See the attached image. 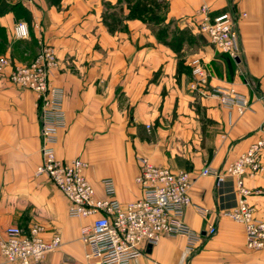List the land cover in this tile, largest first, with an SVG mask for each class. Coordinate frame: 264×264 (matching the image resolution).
Instances as JSON below:
<instances>
[{
  "label": "crops",
  "instance_id": "crops-1",
  "mask_svg": "<svg viewBox=\"0 0 264 264\" xmlns=\"http://www.w3.org/2000/svg\"><path fill=\"white\" fill-rule=\"evenodd\" d=\"M157 1L167 6V20L193 39L181 57L160 44L147 24L128 18V0H11L29 15L20 20L29 36L18 52L30 55L44 41L57 57L50 81L62 90L66 128L57 133L56 157L86 162L84 175L97 197L101 180L111 178L122 204L140 197L134 181L139 156L189 174L192 205L184 222L201 235V245L190 252L184 237H162L133 264H264V248L249 249L243 226L223 216L238 203L236 179L228 176L216 186L212 176L199 174L204 167L224 169L263 137L258 130L264 125V0ZM203 5L211 20L223 13L236 19L238 57L217 51L199 32ZM105 15L120 17L122 24L118 19L109 29ZM15 23L11 12L0 16L10 57ZM194 60L208 71L205 85H195ZM7 71L0 74V241L8 226L27 230L37 224L45 239L61 238L59 249L41 264H89L80 227L90 219L68 218L63 195L35 176L40 163L36 97L13 87ZM214 88L234 90L246 108L223 107L207 95ZM261 165L243 183L248 204L264 220V153ZM209 226L216 229L212 237ZM0 264L14 263L0 255Z\"/></svg>",
  "mask_w": 264,
  "mask_h": 264
},
{
  "label": "built area",
  "instance_id": "built-area-1",
  "mask_svg": "<svg viewBox=\"0 0 264 264\" xmlns=\"http://www.w3.org/2000/svg\"><path fill=\"white\" fill-rule=\"evenodd\" d=\"M199 32L219 52L231 58L240 53V40L236 19L223 13L214 19L208 16V7L199 9ZM15 40L29 36L28 26L15 23ZM57 66V57L52 48L40 45L39 53L27 66L14 63L10 58L0 57V73L9 70L11 83L32 91L36 96L40 121V163L35 176L45 177L66 199L67 216L70 219H90L80 227V239L87 247L84 258L89 264H133L145 255V250L156 245L162 237L186 239V249L194 251L202 243V237L193 232L184 222L185 209L192 205L190 188L192 180L186 171L172 170L152 164L143 156L137 157L138 172L134 179L140 190V197L122 204L116 196L115 183L111 178L101 180L102 196L97 197L84 171L86 162L75 159L64 162L56 157L57 133L66 128L63 110V93L50 81L51 71ZM195 85L207 83L208 72L199 63L192 62ZM208 96L217 98L226 108H246L245 99L232 89L214 88ZM148 128V127H147ZM263 137L239 155L224 169L204 167L200 176H212L216 186L226 177L236 179L238 203L223 213L230 221L244 228L249 249L264 248V220L256 217L254 208L248 204L249 195L243 178L254 176L262 170L261 156L264 153V125L259 130ZM197 212L206 216L207 211L196 207ZM216 232L214 226L207 229L208 237ZM5 237L0 241V255L8 263L41 264L49 253L61 246L58 235L45 239L44 228L34 224L27 230L8 226Z\"/></svg>",
  "mask_w": 264,
  "mask_h": 264
},
{
  "label": "trees",
  "instance_id": "trees-1",
  "mask_svg": "<svg viewBox=\"0 0 264 264\" xmlns=\"http://www.w3.org/2000/svg\"><path fill=\"white\" fill-rule=\"evenodd\" d=\"M128 3L131 8L128 18L146 23L155 35L157 41L170 48L177 57H181V52L185 46H191L193 39L190 34L179 30L174 21L167 20V6L165 3L158 2L157 0H128ZM8 12L14 14L16 23H19L21 19H28L29 17L28 13L20 3H12L11 0H0V16ZM111 18L114 17L112 15L104 16L105 23L110 21V23H107L109 29L111 24H116ZM153 23H157V25L151 26ZM0 34H3V37H0V43H8L6 31L1 26ZM178 64L179 66H182L181 62ZM184 69L187 70L186 67H184Z\"/></svg>",
  "mask_w": 264,
  "mask_h": 264
},
{
  "label": "rangeland",
  "instance_id": "rangeland-1",
  "mask_svg": "<svg viewBox=\"0 0 264 264\" xmlns=\"http://www.w3.org/2000/svg\"><path fill=\"white\" fill-rule=\"evenodd\" d=\"M147 18H151V17H147ZM109 19H110V17H109ZM118 19H120V17L118 18ZM118 19L117 18H111V20L113 21V22H118ZM20 22H23V21H20ZM108 22H110V21H108ZM119 22H120V24H122V22H121V19L119 20ZM23 23H25V22H23ZM26 24V23H25ZM146 24V23H145ZM27 25V24H26ZM156 26L157 25V23H153V24H151V26ZM0 37L2 38L3 37V34L1 35L0 34ZM41 44H43V45H47L44 41H40V43H38V47H33V48H31L30 50H31V54L30 55H24V54H22V53H19L18 51V47L19 48H21V46L23 45V43H22V41L21 40H17V41H15L14 43H13V45H12V48H14V50H15V53H13V55L10 57V56H7V54H6V52H7V48H8V46H9V44L8 43H3V42H1L0 43V57H2V56H5V57H10V59L11 60H13L16 64H18V65H22V66H27V65H29L30 63H32V61L35 59V57L37 56V54L39 53V49H40V45ZM47 46H49V45H47ZM50 48H52L51 46H49ZM53 49V48H52ZM185 49V48H184ZM183 49V50H184ZM54 50V49H53ZM186 51V50H185ZM185 51L181 54V56L183 55V54H185ZM189 51V50H188ZM55 52V51H54ZM187 52V51H186ZM205 68V67H204ZM206 69V68H205ZM208 72V71H207ZM4 73V72H3ZM2 73V74H3ZM6 73V72H5ZM191 73H192V67H191ZM1 74V73H0ZM7 79H8V82L13 86V87H15V88H18V89H21V90H26V89H24V88H22V87H19V86H17V85H15V84H13V83H11V81H10V79H9V72L7 71ZM196 79V78H195ZM208 79V78H207ZM27 91V90H26ZM29 91V90H28ZM210 91H212V90H210ZM209 91V92H210ZM30 93H33L32 91H29ZM34 94V93H33ZM35 95V94H34ZM36 97V96H35ZM39 111V110H38Z\"/></svg>",
  "mask_w": 264,
  "mask_h": 264
}]
</instances>
